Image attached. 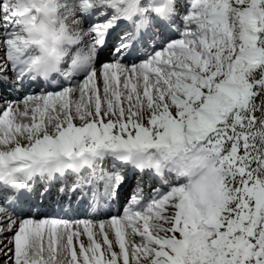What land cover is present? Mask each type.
Listing matches in <instances>:
<instances>
[{"label": "snow or ice", "instance_id": "6c2138e0", "mask_svg": "<svg viewBox=\"0 0 264 264\" xmlns=\"http://www.w3.org/2000/svg\"><path fill=\"white\" fill-rule=\"evenodd\" d=\"M0 264H264V0H0Z\"/></svg>", "mask_w": 264, "mask_h": 264}]
</instances>
